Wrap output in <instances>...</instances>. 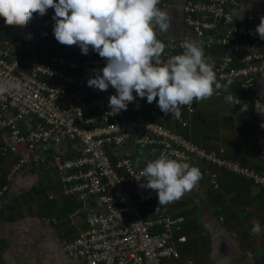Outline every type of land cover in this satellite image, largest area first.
I'll return each instance as SVG.
<instances>
[{"label":"built area","instance_id":"1","mask_svg":"<svg viewBox=\"0 0 264 264\" xmlns=\"http://www.w3.org/2000/svg\"><path fill=\"white\" fill-rule=\"evenodd\" d=\"M238 5L239 0H185L186 31L179 39L162 41L168 54L161 59L181 54V42L191 39L203 48L219 83L239 80L243 88L253 87L264 75V40L255 34L264 9H250L243 19H237L232 8ZM10 27L0 17V32ZM17 45L9 35L0 39V84H19L0 97V156L20 155L7 174L11 181L15 170L33 167L44 158L35 153L36 146L55 141L77 145V155H56L55 163L64 194L83 201L94 197L101 207L87 214L85 230L72 239L62 237V250L81 264H162L165 259H179L180 244L187 241L180 233L184 215H172L162 208L154 218L144 216L143 205L158 201V196L141 187L146 181L135 158L122 156L112 161L113 149L126 143L183 162L195 157L264 188V171L226 157L224 149L197 143L175 126H190L195 101L191 107L183 106L175 118L172 113L165 115L156 101L149 104L146 97L141 99L133 92L136 99L130 105L160 113L173 125L142 113L131 115L128 108L113 114L108 104L116 90L87 86L95 75L93 70L106 63L91 47L85 55L79 46L56 40L55 53L42 64L14 54ZM215 46L221 48V56L211 61L209 50ZM31 49L35 45L22 47L23 51ZM206 173L217 189L218 171L208 169ZM7 189L8 185L0 188V198Z\"/></svg>","mask_w":264,"mask_h":264},{"label":"crops","instance_id":"2","mask_svg":"<svg viewBox=\"0 0 264 264\" xmlns=\"http://www.w3.org/2000/svg\"><path fill=\"white\" fill-rule=\"evenodd\" d=\"M162 1L166 5L160 3L158 7L165 9L171 20L167 31L156 28L157 38L161 41L179 39L186 31L182 19L185 0ZM250 9H264V0H239L232 13L237 19H243ZM52 10L49 8L44 16L34 13L26 26H18L21 40L14 54L37 63L49 61L55 53L56 41ZM13 27L0 32V39L10 36ZM23 45H35V49L23 51ZM167 54L164 52L162 56ZM220 56V47L209 50L211 61H218ZM228 93L236 95L246 108L241 110V105L228 104L224 99ZM127 108L131 115L142 113L173 125L155 111L130 104ZM262 124L264 75L259 76L250 89L243 88L239 80H232L227 93H214L210 99L196 102L188 128L175 126L197 143L224 149L226 157L264 171ZM136 151L131 143H126L115 152L133 157ZM35 153L44 158L33 167L15 170L11 181L3 179L20 155L0 157V188L8 185L0 198V264H81L62 250V237L72 239L85 230L87 214L98 212L101 207L94 197L83 201L64 194L61 173L55 163L56 155L75 156L79 153L78 147L71 141H55L36 146ZM187 162L202 172L197 186L167 206H159L158 201L143 205L146 218H154L162 208L172 215L185 216L181 234L186 235L187 241L180 244L181 256L165 259L162 264H264V188L195 157ZM208 169L218 171L217 189L210 182ZM254 220L261 225L258 236L251 233Z\"/></svg>","mask_w":264,"mask_h":264},{"label":"clouds","instance_id":"3","mask_svg":"<svg viewBox=\"0 0 264 264\" xmlns=\"http://www.w3.org/2000/svg\"><path fill=\"white\" fill-rule=\"evenodd\" d=\"M159 4L160 0H0V17L8 26L24 27L34 13L44 16L49 8L54 9L57 42L79 46L85 55L91 47L106 61L102 69L93 70L95 75L88 79L87 86L116 90L109 97L111 113L127 110L136 99L135 92L141 99L146 97L149 104L156 101L165 115L172 113L179 118L183 106L210 99L220 90L227 93L231 81H217L203 48L191 39L181 42V54L161 59L166 45L157 38L156 28L167 31L171 17ZM255 34L264 40V16ZM10 87L19 88V84H0V97ZM224 99L234 107L241 105V110L247 106L231 93ZM142 175L146 182L141 187L157 193L159 206L180 200L202 179L198 167L164 153L148 160ZM251 233H261L258 220L253 221Z\"/></svg>","mask_w":264,"mask_h":264},{"label":"water","instance_id":"4","mask_svg":"<svg viewBox=\"0 0 264 264\" xmlns=\"http://www.w3.org/2000/svg\"><path fill=\"white\" fill-rule=\"evenodd\" d=\"M10 37H12L14 40L20 41L21 35H20V29L18 26H14L11 29ZM138 149L135 154H133V157L136 159V161L139 163V165L144 168L148 162V160H154L159 155L155 152L146 150V149Z\"/></svg>","mask_w":264,"mask_h":264},{"label":"trees","instance_id":"5","mask_svg":"<svg viewBox=\"0 0 264 264\" xmlns=\"http://www.w3.org/2000/svg\"><path fill=\"white\" fill-rule=\"evenodd\" d=\"M182 17H183V15H182ZM183 19V18H182ZM184 24V23H183ZM154 120V119H153ZM185 136H187V135H185ZM188 137V136H187ZM117 149L116 148H114L113 149V151H114V154H113V156H112V161L113 162H115L116 161V159L117 158H119V157H122V156H126V157H131V155L130 154H128V153H118V152H115ZM1 157V156H0ZM4 181L5 180H8L7 179V175H6V177H4V179H3ZM3 182V181H2ZM182 230V229H181ZM180 233H181V231H180Z\"/></svg>","mask_w":264,"mask_h":264},{"label":"rangeland","instance_id":"6","mask_svg":"<svg viewBox=\"0 0 264 264\" xmlns=\"http://www.w3.org/2000/svg\"><path fill=\"white\" fill-rule=\"evenodd\" d=\"M136 148V147H135ZM138 150V149H137Z\"/></svg>","mask_w":264,"mask_h":264}]
</instances>
